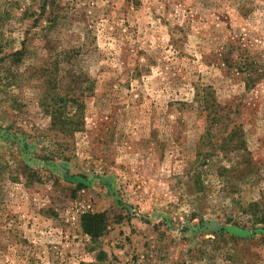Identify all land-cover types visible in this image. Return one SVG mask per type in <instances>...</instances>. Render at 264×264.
Wrapping results in <instances>:
<instances>
[{"label": "rangeland", "instance_id": "rangeland-1", "mask_svg": "<svg viewBox=\"0 0 264 264\" xmlns=\"http://www.w3.org/2000/svg\"><path fill=\"white\" fill-rule=\"evenodd\" d=\"M0 264H264V0H0Z\"/></svg>", "mask_w": 264, "mask_h": 264}, {"label": "trees", "instance_id": "trees-1", "mask_svg": "<svg viewBox=\"0 0 264 264\" xmlns=\"http://www.w3.org/2000/svg\"><path fill=\"white\" fill-rule=\"evenodd\" d=\"M195 102L197 103V109L199 110V113L205 116L206 118L205 133L203 134V136H210L212 132H216V130L219 129V126H224L225 130H227V122L231 121L230 109L232 108L221 105L217 101L215 92L210 86H198L196 88ZM80 106L81 104H78V107ZM46 110H49V112H51L50 109ZM52 112V124L54 126L60 125L64 128H72L75 125V115H73V117H66L67 120L62 119L63 112L61 110V106H55V111ZM238 133H241L240 127L235 125L234 129L230 133L231 139H236L235 137L238 136ZM224 144L225 142L223 143V145ZM232 144L234 148L236 143ZM236 146L239 147L241 145L237 143ZM106 217V212L101 214L85 213L83 215V226L85 232L93 238H98L105 230V227L103 226V221H105Z\"/></svg>", "mask_w": 264, "mask_h": 264}]
</instances>
